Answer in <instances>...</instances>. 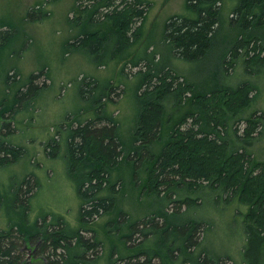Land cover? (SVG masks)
Wrapping results in <instances>:
<instances>
[{
  "label": "rangeland",
  "instance_id": "rangeland-1",
  "mask_svg": "<svg viewBox=\"0 0 264 264\" xmlns=\"http://www.w3.org/2000/svg\"><path fill=\"white\" fill-rule=\"evenodd\" d=\"M134 1L0 0V144L23 150L13 163H0V229L59 232L71 240L64 249L69 259L86 253L77 240L81 232L98 245L96 254L87 255L89 264H141L147 259L151 264H245L247 259L264 264V254L255 261L246 256L251 206L237 194H217L208 183L193 191L187 185L152 190L149 160L170 135L165 138L162 131L161 143L146 147V153L134 136L144 106L161 101L164 126L177 124L181 131L194 130L197 138L216 140L227 147V158L244 153L254 172L250 175H258L264 165V65L249 61L255 54L249 46L236 57L230 51L240 38L264 49V27L244 31L233 25L237 3L223 0L207 57L187 61L176 56L166 39L169 20L190 15L187 0H142L145 14L133 22L127 43L110 13L134 6ZM85 37L100 41V47L83 42ZM36 74L41 75L38 91L24 97ZM165 81L174 90L168 96ZM241 86H249L251 97L242 107L235 105L240 95L231 97ZM230 99L235 103L229 104ZM208 114L230 117L227 130L199 132ZM100 117L117 125L124 158L111 169L89 159L76 166L69 147L74 132ZM248 121L258 125L251 138L245 136ZM101 169L107 180L97 190L90 178ZM28 180L34 187L25 199L20 189ZM81 186L95 201H112V209L82 221V207L90 204ZM197 194L205 195L202 205L178 203ZM199 223L197 246L185 250L184 230ZM24 249L34 264H45L47 255H39L38 246ZM131 257L137 259L129 262Z\"/></svg>",
  "mask_w": 264,
  "mask_h": 264
},
{
  "label": "trees",
  "instance_id": "trees-1",
  "mask_svg": "<svg viewBox=\"0 0 264 264\" xmlns=\"http://www.w3.org/2000/svg\"><path fill=\"white\" fill-rule=\"evenodd\" d=\"M234 1L237 6L233 11V25L240 26L244 31H248L255 26L264 27V0ZM222 2L223 0H187V9L190 15L177 16L169 20L166 26V39L172 44L177 57L187 61H199L207 57L213 46V39L220 23ZM134 4V6L126 5L122 8H116L110 13L117 31H120L116 32L123 39V42L127 43L129 42L128 33L133 22L142 19L145 14V10L141 7V5L145 4L142 0H135ZM86 41L91 46L100 47L101 45L100 41H93V37H85L83 42ZM248 46L251 47L250 51L255 53L249 58V61L264 65V49L258 42L252 44L240 38L230 53L236 57L241 50ZM40 77V74L31 77L29 87L23 94L24 97H33L38 91L39 88L36 85V81ZM171 87L172 82L165 81L163 83L165 96L174 92ZM238 89L231 97L234 94L240 95V100L238 101L236 97L235 103L230 99L229 104L235 103V105L242 107L241 104H247L251 99L249 95L250 88L249 86H241ZM181 90L178 89L179 94L182 93ZM232 98L234 100L235 96ZM160 103H151L144 106V111L140 115L139 128L134 134L140 141V149L144 150L145 153L148 151L146 147H154L155 144L161 143L162 131H164L165 138L168 137L167 134L170 135L165 139L163 150L160 153H153L149 160L153 162L151 167L148 165L150 167L148 168L151 183L153 184H151V189L157 191L160 187L167 186L166 191H168L172 186H175L174 188L176 189H182V187L187 185L193 191L200 183H208L213 187L212 189L215 188L214 190L217 194H223L224 196L227 193L237 194L241 203L251 206L250 211L246 215L249 220L246 226V234L249 241L246 256L252 255L255 261L260 255L264 254V165H261L258 175L251 176L250 174L254 172L249 171V168H247L246 164L249 160L245 158L244 153L236 151L230 158H227V147L224 148L216 140H210L208 136L197 138L196 135L192 134L194 130L181 131L176 126L177 124L169 128L166 125L164 126V109ZM215 116L206 115L202 127L200 126L201 129L198 131L210 134L219 133V127L221 126L225 129L228 128L230 117L226 118L224 116L221 120L214 118ZM105 122L100 117L87 122L75 130L69 147L76 161V166L82 165L86 159H89L103 168L108 167L111 169L113 166H118L119 162L124 158L123 144L119 138L117 125L109 120ZM257 127L258 125L255 122L248 121L245 136L251 138ZM5 130L11 132V126L5 124ZM219 150H221L220 153ZM22 155V149L6 143L0 144V163H13ZM255 169L258 170L259 168ZM93 173L90 178L91 184L94 189L100 190L107 180L106 171L101 169V171L96 170ZM33 187L34 184L31 180L26 181L20 189L21 195L27 199ZM82 188L83 186H81V195L90 204L88 207H82V221L87 223L88 220L102 216L103 212H109L112 209V201L102 199L95 201L93 200L94 198L84 192V189L82 191ZM1 198L0 196V208L2 206ZM204 198V194H197L195 198L189 196L179 200L178 203L189 206L190 204L202 205ZM199 199L203 201L198 203ZM164 216V219H167L168 216ZM139 227L140 224H137L135 229ZM171 228L175 229L176 226ZM190 228V232L184 230L185 250L197 246V236L201 225L200 223L191 224ZM142 229L140 232L143 234ZM77 240L79 247L85 248L86 253L77 254L73 256V259H69L64 249L71 245V240L59 234V232L48 230L47 232L31 234L19 227H11L7 230L0 229V264H34V260L26 255L24 249L26 245L38 246L37 252L39 255H47L45 256V264H89L90 258L87 255L96 254L98 245L92 239H85L81 232L77 235ZM136 259L137 257H131L129 262H134ZM244 263L251 264V261L247 259ZM141 264H151V259H147Z\"/></svg>",
  "mask_w": 264,
  "mask_h": 264
},
{
  "label": "bare ground",
  "instance_id": "bare-ground-1",
  "mask_svg": "<svg viewBox=\"0 0 264 264\" xmlns=\"http://www.w3.org/2000/svg\"><path fill=\"white\" fill-rule=\"evenodd\" d=\"M152 72V71H151ZM184 78V77H183ZM196 107V106H195ZM198 108V107H197ZM81 166V165H80ZM86 167V166H85ZM86 169V168H85ZM114 171V170H113ZM74 173V172H73ZM84 176V175H83ZM110 181V180H109ZM76 183V182H75ZM110 183V182H109ZM108 185V184H107ZM98 196V195H97ZM203 201V200H202ZM85 202V201H84ZM91 202V201H90ZM203 203V202H202ZM188 212V211H187ZM132 235V234H131ZM248 236V235H247ZM190 258V257H189ZM192 260V259H191ZM211 260V259H210ZM191 263V262H190Z\"/></svg>",
  "mask_w": 264,
  "mask_h": 264
}]
</instances>
